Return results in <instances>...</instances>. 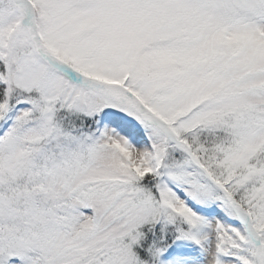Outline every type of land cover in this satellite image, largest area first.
Returning a JSON list of instances; mask_svg holds the SVG:
<instances>
[{"label": "snow or ice", "instance_id": "1", "mask_svg": "<svg viewBox=\"0 0 264 264\" xmlns=\"http://www.w3.org/2000/svg\"><path fill=\"white\" fill-rule=\"evenodd\" d=\"M0 264H264V0H0Z\"/></svg>", "mask_w": 264, "mask_h": 264}]
</instances>
